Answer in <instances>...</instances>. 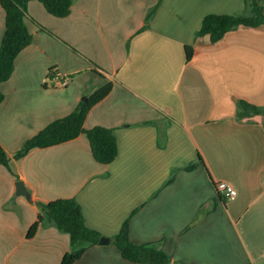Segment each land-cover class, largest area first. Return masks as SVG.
<instances>
[{
  "label": "crops",
  "instance_id": "0c3cea01",
  "mask_svg": "<svg viewBox=\"0 0 264 264\" xmlns=\"http://www.w3.org/2000/svg\"><path fill=\"white\" fill-rule=\"evenodd\" d=\"M249 13L247 0H74L56 18L28 3L32 43L0 84V146L10 158V170L0 166V264H61L72 254L55 226L27 238L41 205L69 199L109 240L74 264H135L114 244L127 221L130 242L161 250L168 264H264V26L216 44L197 36L208 15ZM5 21L0 4V46ZM56 76L68 86L56 87ZM108 84L84 130L112 131L111 164L96 162L86 133L14 159ZM239 101L261 114H238ZM19 181L30 199L16 194Z\"/></svg>",
  "mask_w": 264,
  "mask_h": 264
},
{
  "label": "trees",
  "instance_id": "16d2710c",
  "mask_svg": "<svg viewBox=\"0 0 264 264\" xmlns=\"http://www.w3.org/2000/svg\"><path fill=\"white\" fill-rule=\"evenodd\" d=\"M38 1L46 11L56 17L65 18L71 12L74 0H0L5 12L6 29L0 46V84L10 79L14 73L16 57L28 47L33 40L26 24V7L29 2ZM250 13L236 18L226 15H208L204 18L197 36H209L212 44H216L224 36L239 28H258L264 26L263 8L256 0H247ZM194 55L192 47L186 48V59L190 61ZM112 91V84H108L80 103L78 108L66 118L60 119L28 140L22 149L16 153L14 159H21L34 149L47 148L76 139L86 133L96 162L109 165L118 156L117 140L111 130L94 128L85 132L84 123L90 110L102 102ZM3 95L0 92V103ZM238 114L257 116L261 109L245 101L237 104ZM0 166L10 170V158L6 150L0 146ZM42 211L38 220L30 228L27 238L32 239L41 226L52 225L59 231L70 235L72 254L66 255L61 264H74L78 261L87 246L99 244L102 236L89 229L84 221L80 205L73 199L59 200L41 205ZM115 246L120 250L122 257L135 264H168V257L154 247L133 245L129 240V224H124L120 233L114 238Z\"/></svg>",
  "mask_w": 264,
  "mask_h": 264
},
{
  "label": "built area",
  "instance_id": "2783aa9c",
  "mask_svg": "<svg viewBox=\"0 0 264 264\" xmlns=\"http://www.w3.org/2000/svg\"><path fill=\"white\" fill-rule=\"evenodd\" d=\"M53 80L56 81V87L58 88H66L68 86V82L61 80L58 76H56ZM217 189L220 193L224 194L227 200H234L237 196V192L235 189L227 184V183H219L217 185Z\"/></svg>",
  "mask_w": 264,
  "mask_h": 264
},
{
  "label": "water",
  "instance_id": "95a60500",
  "mask_svg": "<svg viewBox=\"0 0 264 264\" xmlns=\"http://www.w3.org/2000/svg\"><path fill=\"white\" fill-rule=\"evenodd\" d=\"M87 99H84V102H86ZM16 194L18 196H24L27 199H30L31 195L28 192V190L26 189L25 185L23 182L19 181L16 183ZM100 245H108L109 244V240L107 238H101L99 241Z\"/></svg>",
  "mask_w": 264,
  "mask_h": 264
}]
</instances>
